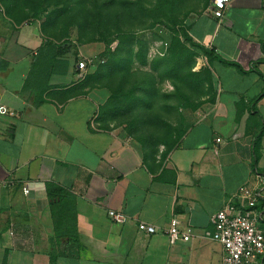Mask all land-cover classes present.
<instances>
[{
  "label": "crops",
  "instance_id": "obj_1",
  "mask_svg": "<svg viewBox=\"0 0 264 264\" xmlns=\"http://www.w3.org/2000/svg\"><path fill=\"white\" fill-rule=\"evenodd\" d=\"M210 4L193 16L190 35L243 71L211 60L216 104L153 169L130 139L99 125L98 92L75 80V60L97 56V44L73 42L51 60L56 46H46L36 23L0 10V104L12 112L0 115V264L221 263V244L205 236L210 216L264 173V0H230L221 19ZM56 185L71 193L84 248L50 260L57 242L46 189ZM108 210L127 220L113 221ZM173 218L189 240L137 230L140 221L162 230Z\"/></svg>",
  "mask_w": 264,
  "mask_h": 264
},
{
  "label": "rangeland",
  "instance_id": "obj_2",
  "mask_svg": "<svg viewBox=\"0 0 264 264\" xmlns=\"http://www.w3.org/2000/svg\"><path fill=\"white\" fill-rule=\"evenodd\" d=\"M209 2L0 0V10L15 23H36L48 45L97 44L103 61L81 83L98 92V123L136 144L153 169L218 100L211 60L190 35Z\"/></svg>",
  "mask_w": 264,
  "mask_h": 264
},
{
  "label": "built area",
  "instance_id": "obj_3",
  "mask_svg": "<svg viewBox=\"0 0 264 264\" xmlns=\"http://www.w3.org/2000/svg\"><path fill=\"white\" fill-rule=\"evenodd\" d=\"M230 0H211L210 10L221 19ZM103 60L97 56L79 55L74 63L76 81H81ZM12 112L0 104V115ZM217 142L220 138L216 139ZM29 184L22 186L24 194L29 192ZM108 216L117 223H124L127 217L121 211L108 210ZM264 173H255L250 184H244L228 197L223 206L210 216L211 229L205 236L221 244L222 257L220 264H259V257L264 254ZM179 221L171 219L168 227L161 229L152 224L140 221L137 230L146 234L158 231L166 234L169 242L187 241L191 237L190 229L178 228Z\"/></svg>",
  "mask_w": 264,
  "mask_h": 264
},
{
  "label": "trees",
  "instance_id": "obj_4",
  "mask_svg": "<svg viewBox=\"0 0 264 264\" xmlns=\"http://www.w3.org/2000/svg\"><path fill=\"white\" fill-rule=\"evenodd\" d=\"M47 45L48 44L46 43V46ZM48 46H51L53 48L56 46V50L50 57L51 60H56L57 58H61L70 52L73 46V42L68 39H64L57 45ZM200 48L210 60L217 59L225 64L235 67L238 71H243L239 64L232 61L223 60L221 57L214 54L212 50H209L203 47L202 45H200ZM100 54L101 53L97 55L99 59H101ZM99 64L100 63H98L97 66H95L94 68H92L84 79L78 82H82L88 76L94 74ZM251 69L255 71L253 66H251ZM262 136L263 129L261 128L252 141V166L254 170H256V163L259 157L260 140ZM46 197L48 200V208L51 212L52 235L57 242V248L50 253V260L51 258L54 259L59 256H65L67 254V250L72 246L84 248V244L81 240V235L78 232L77 219L74 212V202L72 200L71 193L66 188L56 185L53 187H48L46 189ZM262 223L264 228V220ZM259 264H264V254L259 257Z\"/></svg>",
  "mask_w": 264,
  "mask_h": 264
}]
</instances>
